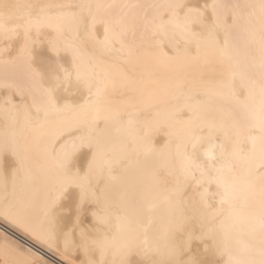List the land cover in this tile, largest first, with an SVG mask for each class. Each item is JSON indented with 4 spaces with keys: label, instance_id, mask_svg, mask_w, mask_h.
Here are the masks:
<instances>
[{
    "label": "snow or ice",
    "instance_id": "6c2138e0",
    "mask_svg": "<svg viewBox=\"0 0 264 264\" xmlns=\"http://www.w3.org/2000/svg\"><path fill=\"white\" fill-rule=\"evenodd\" d=\"M0 74L32 101L0 219L80 264H264V0H0Z\"/></svg>",
    "mask_w": 264,
    "mask_h": 264
},
{
    "label": "bare ground",
    "instance_id": "6f19581e",
    "mask_svg": "<svg viewBox=\"0 0 264 264\" xmlns=\"http://www.w3.org/2000/svg\"><path fill=\"white\" fill-rule=\"evenodd\" d=\"M16 2V0H12ZM22 3H78L81 0H19ZM91 2H149V0H91ZM155 2H163V0H155ZM195 3H200L202 0H193ZM226 3H246L249 0H223ZM102 35V28L99 29ZM10 86L5 87V81L2 74H0V116L3 110L13 107H21L25 104H31V97L28 94L21 95L11 81L8 82ZM91 218L84 219L83 227L90 225ZM0 236L9 239L13 244L17 245L24 252H31L34 257L41 262V264H80V261L85 257L83 253L75 249H67L61 243L59 247L53 245L49 247L47 244L35 239L28 232L22 228H18L7 221L0 219Z\"/></svg>",
    "mask_w": 264,
    "mask_h": 264
}]
</instances>
